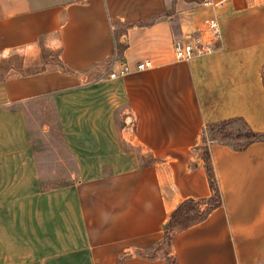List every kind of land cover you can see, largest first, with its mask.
<instances>
[{
    "label": "crops",
    "instance_id": "obj_1",
    "mask_svg": "<svg viewBox=\"0 0 264 264\" xmlns=\"http://www.w3.org/2000/svg\"><path fill=\"white\" fill-rule=\"evenodd\" d=\"M202 1L0 0L1 58L41 44L75 72L0 79V264H165L138 251L180 200L209 194L196 158L204 124L239 117L264 131V0ZM208 16L219 48L175 60L172 37ZM114 34L126 44L116 58ZM109 57L108 69L130 72L98 80ZM144 59L152 66L134 70ZM43 98L74 171L40 189L23 105ZM207 148L221 204L175 232L171 254L177 264H253L264 255V140Z\"/></svg>",
    "mask_w": 264,
    "mask_h": 264
},
{
    "label": "trees",
    "instance_id": "obj_2",
    "mask_svg": "<svg viewBox=\"0 0 264 264\" xmlns=\"http://www.w3.org/2000/svg\"><path fill=\"white\" fill-rule=\"evenodd\" d=\"M200 0H197L199 2ZM129 26L130 24H125ZM115 38V58L121 54L125 48V42L121 41L116 34ZM112 57H109L101 63L102 68L108 67L111 63ZM44 63L47 65L44 68H31L30 64H22L21 61L18 63H9L8 58H0V64H7V70H19L23 67V71L20 74H8L3 77L0 76V79H3L7 76L15 75H28L33 73H38L42 71L56 70L62 74L73 75L74 71L69 69L58 57V53L53 51L52 56H48L45 61L39 60L36 64ZM261 78L264 85V63L261 68ZM211 140H216L222 143L227 144L233 149H242L247 144L254 140H264V131L253 130L247 122L242 118L233 117L216 122H207L204 124L201 129L199 141L196 145V158L200 159L201 166L204 170L207 184L209 187V194L204 197H185L180 200L168 213V216L161 228L160 238L154 242V244L145 250L138 251L139 254H142L148 258H153L155 256H161L165 264H177L175 256L171 254L170 241L171 236L194 223H197L203 220L208 213L215 207L221 204V196L214 176L208 155L207 144ZM196 160V159H195ZM195 165L193 161L190 166ZM69 183L68 180L64 181L61 184ZM40 189L46 187L39 185ZM53 187V186H50Z\"/></svg>",
    "mask_w": 264,
    "mask_h": 264
},
{
    "label": "rangeland",
    "instance_id": "obj_3",
    "mask_svg": "<svg viewBox=\"0 0 264 264\" xmlns=\"http://www.w3.org/2000/svg\"><path fill=\"white\" fill-rule=\"evenodd\" d=\"M182 1L187 3V8L197 3V0ZM49 55L52 56L53 51L39 44L38 49L32 47L10 54L8 61L10 64L21 61L22 64H30L31 68H44L47 65L36 63L39 60L45 61ZM7 66L0 64L1 77L11 73L20 74L24 69L21 67L19 70L8 71ZM23 113L29 125L39 185L49 188L70 179V173L74 171V161L62 143V133L51 99L43 98L27 102L23 105ZM253 264H264V255Z\"/></svg>",
    "mask_w": 264,
    "mask_h": 264
},
{
    "label": "built area",
    "instance_id": "obj_4",
    "mask_svg": "<svg viewBox=\"0 0 264 264\" xmlns=\"http://www.w3.org/2000/svg\"><path fill=\"white\" fill-rule=\"evenodd\" d=\"M227 0H218L212 2L210 0H203L201 2L204 6H220ZM220 45V28L216 17H204L200 25L191 32L183 33L180 36H173L171 39V50L173 58L177 61H187L190 58L208 55L213 53ZM152 66L149 59H144L134 64V70H143ZM111 68V65H109ZM127 64L119 62L114 69H108L107 74H102L97 79L103 80L105 78L112 79L123 76L130 72Z\"/></svg>",
    "mask_w": 264,
    "mask_h": 264
}]
</instances>
